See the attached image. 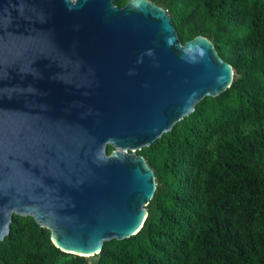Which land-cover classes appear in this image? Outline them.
Returning <instances> with one entry per match:
<instances>
[{"label":"water","instance_id":"1","mask_svg":"<svg viewBox=\"0 0 264 264\" xmlns=\"http://www.w3.org/2000/svg\"><path fill=\"white\" fill-rule=\"evenodd\" d=\"M233 78L152 0H0V242L15 214L86 257L137 234L157 190L137 152Z\"/></svg>","mask_w":264,"mask_h":264},{"label":"trees","instance_id":"2","mask_svg":"<svg viewBox=\"0 0 264 264\" xmlns=\"http://www.w3.org/2000/svg\"><path fill=\"white\" fill-rule=\"evenodd\" d=\"M152 1L171 14L182 43L213 41L233 67L231 87L137 152L157 180L137 234L86 257L15 214L0 264H264V0Z\"/></svg>","mask_w":264,"mask_h":264}]
</instances>
